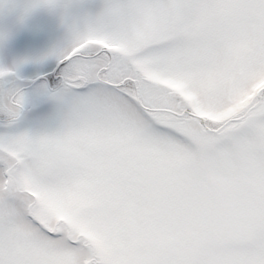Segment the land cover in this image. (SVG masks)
I'll use <instances>...</instances> for the list:
<instances>
[{"label": "snow or ice", "instance_id": "snow-or-ice-1", "mask_svg": "<svg viewBox=\"0 0 264 264\" xmlns=\"http://www.w3.org/2000/svg\"><path fill=\"white\" fill-rule=\"evenodd\" d=\"M41 7L68 40L0 66V264H264V0Z\"/></svg>", "mask_w": 264, "mask_h": 264}, {"label": "rangeland", "instance_id": "rangeland-1", "mask_svg": "<svg viewBox=\"0 0 264 264\" xmlns=\"http://www.w3.org/2000/svg\"><path fill=\"white\" fill-rule=\"evenodd\" d=\"M34 0H0V66H11L26 58H39L50 49L63 45L68 33L62 20V10L35 8L26 12ZM69 5V14L79 19L99 10L101 0H59ZM40 66L28 64L22 75L31 76ZM50 109L29 113L28 119L46 114Z\"/></svg>", "mask_w": 264, "mask_h": 264}, {"label": "clouds", "instance_id": "clouds-1", "mask_svg": "<svg viewBox=\"0 0 264 264\" xmlns=\"http://www.w3.org/2000/svg\"><path fill=\"white\" fill-rule=\"evenodd\" d=\"M216 185H217V181H214L212 179H207L203 183L204 195L208 202H212L217 195L215 191ZM185 223L192 228L198 227V224L195 221H186Z\"/></svg>", "mask_w": 264, "mask_h": 264}]
</instances>
